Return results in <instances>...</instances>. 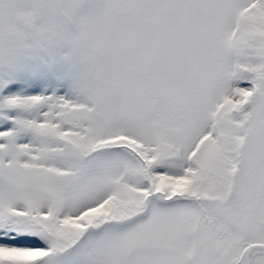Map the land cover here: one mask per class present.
Masks as SVG:
<instances>
[{
  "label": "snow or ice",
  "instance_id": "1",
  "mask_svg": "<svg viewBox=\"0 0 264 264\" xmlns=\"http://www.w3.org/2000/svg\"><path fill=\"white\" fill-rule=\"evenodd\" d=\"M0 264H264V0H0Z\"/></svg>",
  "mask_w": 264,
  "mask_h": 264
}]
</instances>
